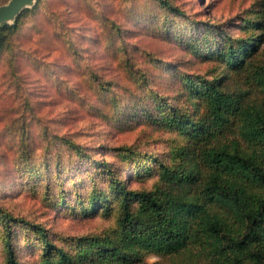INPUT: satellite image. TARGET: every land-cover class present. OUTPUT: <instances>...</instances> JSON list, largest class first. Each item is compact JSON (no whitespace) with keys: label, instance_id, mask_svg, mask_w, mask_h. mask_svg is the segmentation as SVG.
Returning a JSON list of instances; mask_svg holds the SVG:
<instances>
[{"label":"trees","instance_id":"1","mask_svg":"<svg viewBox=\"0 0 264 264\" xmlns=\"http://www.w3.org/2000/svg\"><path fill=\"white\" fill-rule=\"evenodd\" d=\"M41 1L0 26V58H6L12 73L18 33ZM155 1L159 17L147 18L142 27L162 29L161 35L200 59L219 62L221 71L208 76L176 59L151 57L155 69L170 75L167 94L152 91L154 79L147 70L135 78L142 98L127 90L129 103L100 85L107 91L101 101L112 104L113 121L167 129L174 134L168 150L160 156L133 144L118 145L110 148L113 161L62 136L67 165L44 161L39 169L23 161L31 178L46 180L42 190L53 208L65 210L71 193L73 213L111 218L114 224L102 233L70 238L0 208L2 264H141L149 254L195 257L189 264H264V106L228 81L229 72L245 75L264 92V64L254 59L262 34L248 32L264 29V0L255 16L240 18L244 33L238 36L228 33L224 23L192 17L173 0ZM26 139L21 134L22 158L30 147ZM154 177L152 187L134 186ZM51 180L59 187L56 194L48 192ZM65 182H70L68 189ZM21 247L32 260H25Z\"/></svg>","mask_w":264,"mask_h":264},{"label":"rangeland","instance_id":"2","mask_svg":"<svg viewBox=\"0 0 264 264\" xmlns=\"http://www.w3.org/2000/svg\"><path fill=\"white\" fill-rule=\"evenodd\" d=\"M6 1L0 0V4ZM173 1L194 18L224 23V29L237 36L244 33L240 18L255 16L261 4L260 0ZM159 12L155 0H43L24 20L15 43L16 72L12 73L5 57L0 58V208L41 222L63 237L102 233L113 226L111 218L73 213L71 193L65 198L70 204L65 210L53 208L42 190L46 180L31 178L23 161L39 169L44 161L52 166L67 165V147L58 139L62 136L88 146L97 158L113 161L110 148L118 145L133 144L143 152L165 154L172 132L143 121L119 125L109 115L112 104L101 101L107 93L104 87L111 88L108 95L112 92L120 102L129 103L128 91L142 98L135 79L140 70H147L154 79L153 92L167 94L170 75L155 69L151 57L176 59L191 72L208 76L221 71L219 62L200 59L161 35L162 29L142 27L148 24L147 18H158ZM248 32L255 37L262 34L254 59L264 64V29ZM229 74L230 85L247 90L251 101L264 106L261 87L248 83L245 75ZM21 134L30 144L25 150L27 159L21 157ZM155 180L149 178L134 186L149 188ZM49 184L48 192L56 194L55 181ZM63 186L68 189L70 182ZM20 250L25 260L33 259L27 249ZM190 259L195 257L149 254L141 264H189ZM3 262L0 245V264Z\"/></svg>","mask_w":264,"mask_h":264},{"label":"water","instance_id":"3","mask_svg":"<svg viewBox=\"0 0 264 264\" xmlns=\"http://www.w3.org/2000/svg\"><path fill=\"white\" fill-rule=\"evenodd\" d=\"M38 0H7L0 4V26L13 23L26 8H33Z\"/></svg>","mask_w":264,"mask_h":264}]
</instances>
